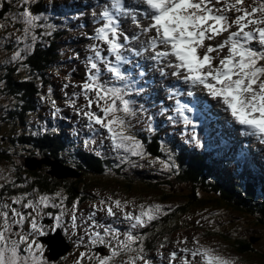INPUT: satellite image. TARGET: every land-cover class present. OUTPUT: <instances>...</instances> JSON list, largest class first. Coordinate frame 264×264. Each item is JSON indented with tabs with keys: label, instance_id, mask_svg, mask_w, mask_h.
<instances>
[{
	"label": "rangeland",
	"instance_id": "obj_1",
	"mask_svg": "<svg viewBox=\"0 0 264 264\" xmlns=\"http://www.w3.org/2000/svg\"><path fill=\"white\" fill-rule=\"evenodd\" d=\"M42 1L45 0H29L28 3H24L23 0H0V184L2 182L8 183L0 186V188L4 189L3 187L6 186L10 189H15L11 190V193L15 194L18 199H23L22 195L26 196V192L27 196L31 193L33 196L38 193V199L35 202V216H39V214H48L44 210L46 207H49V210H53L54 208L61 209V205L69 193L55 192L54 195L50 196L49 203L47 202L45 204L39 202V192L44 191L43 194H49L57 189L56 187L58 184L56 182L58 181H53L54 176L51 173L52 169L56 167L59 170H64L68 167H73L74 162H72V159L73 157H78V154L74 152L62 154L61 151H58L55 145L56 143L54 144L53 140H50L49 138H42L40 141L24 138L26 134L40 132L41 126L38 123V119L42 118L59 125L62 131L66 134V139L68 141L73 143L74 146L79 144L77 147L75 146L76 149L83 148L88 151L104 154L105 156L106 154H117L115 158H112V162L119 164L120 168L125 170L123 174L124 178L129 176L126 175V152L130 151L125 148L115 147L110 138H105L108 132L105 133L102 130L97 129L100 126L94 124L91 126L89 120L82 115L85 110L86 100L84 95L79 92L78 85H76L81 81L80 78H70L69 74H66L63 69H58V67L41 66L35 68L38 64L36 62L33 64V62L46 61V56H31L34 55V52H30L33 41L29 39L30 37L27 35V31L31 26L28 27L27 31L25 30L24 18L21 14L23 9L27 7L33 15L39 17L36 21L37 23L39 20L44 21L42 17V15L44 16V13L48 14H46V18L51 21L48 16L53 15V13L59 14L60 9L55 7V3L53 4L52 1H49L47 5H43L39 10L35 11L34 9L39 7V4ZM259 2L260 0H250L247 4L248 6H252ZM43 4L45 3L43 2ZM71 11V9H68L66 10V13H71ZM71 18L72 17L70 16L69 18L64 17L63 19L70 22L69 26L73 27ZM80 31H82V29L70 32V34L66 36V40L71 39L80 33ZM61 45L63 46L65 44ZM16 53H19V55L16 56ZM14 56L15 58H13ZM76 75H79V71H77ZM40 77H44L42 81H40ZM103 78L104 81H107L109 84L113 83L117 87L126 88L125 98L131 101L132 107V114L126 116L129 125V134L135 137L132 133V129L144 130V127L147 129L149 124L146 117H150L149 111L141 105H135V102L141 99L140 97L136 96L128 98V94L134 95L139 91L132 89L129 81L115 83L107 77H102L101 79ZM21 80H26L27 83L30 81H36L38 83L37 89L40 93V102H34L30 107L24 108L26 114L24 115L23 113V116V105L19 103L18 106L16 105L18 101L16 102L15 99L10 100L9 98H6V96H10L8 93L10 89H8V87H19ZM30 85L33 87L32 84ZM44 85L46 86V90H44ZM146 92H148L149 96L152 94L156 96V93L153 90L152 92ZM164 92H166V89ZM36 95L37 91L34 90V98H36ZM89 95H91V93H89ZM62 100H64V103H62ZM73 100L75 101L74 105L70 103ZM152 100H154V98H152ZM39 103L40 107L42 106V113H39ZM78 109L79 112L77 111ZM93 110L97 111L98 114H102L95 108V105H93ZM59 117L62 118L61 121L59 120ZM223 120L225 121V118L220 122L222 123ZM151 127H153V124ZM174 130L178 133L182 132V135L179 137L181 140L188 141L192 138V134H190L189 131L190 129H185V133H183L182 129L176 125ZM89 137L92 138L90 139ZM20 140L28 142L29 144L20 143ZM246 144L249 145V142ZM137 152L139 154V149H137ZM45 153L54 156V163H45ZM128 157H134L132 151L128 154ZM139 157L140 159L133 158L134 160L129 165V167H132L130 171L132 173L133 181H128V183L132 182L130 183L131 187H128L127 185L122 186L120 184V181H122L121 177H119L120 181L116 179L113 180L114 182L105 179L87 180L86 178L85 185L90 186L88 192H90L95 198H98V202L101 200L105 201V204H111L112 201L117 199L120 200L122 204L124 201H127L128 203L125 204L124 207L128 211L135 212L140 205L159 204L162 207L161 213L158 216L163 214L165 210L183 203L185 201L183 196L187 198V191L181 190V193L183 194L173 191L172 196H169V199L167 198L165 200L164 197L162 198V195L170 192L168 184L160 185L151 190V188L145 185V183H137V179L145 173L163 175L168 171V167L165 164V157H160V159L154 156H149L146 153H142ZM33 158L35 159V162L30 164V162L34 160ZM116 160H119V162ZM48 173L51 176H48ZM218 173L225 175L227 172L219 169ZM33 174L36 176L38 175L40 180L45 179L50 182V184H48L50 188L42 190L41 186L39 185L38 187L36 184L33 187V191L30 188L28 189L27 186L29 187L30 183L34 182L30 179ZM75 175L76 174L74 173L73 176ZM49 177H51L52 180H49ZM168 177L172 178L173 174L169 173ZM219 177L222 179L221 183H223L225 178L222 176ZM84 179L82 180L83 183ZM159 179H163V177L159 176ZM40 180H37L38 184H40ZM59 182H62V180ZM124 182L126 183V181ZM134 183L135 185H132ZM83 192V188L79 190L80 196L83 195ZM198 196L200 201L192 204V207L187 208V212H183L180 217L168 220V223L171 220L174 221L172 224L173 226L164 227L162 238H165L170 245L163 242L155 244L153 248L145 247V249L152 251L143 249V255L163 252L169 256L171 252L175 251L177 252V259L174 260L172 264H180L179 257L186 255L180 252V249L184 247L189 249L193 248L195 246L193 244V238L195 237L200 244L215 249L225 258L230 259L233 264H264V226L256 227L255 224H252V219L248 218L250 215L248 213L241 214L238 211L226 210L222 205H216L213 202L215 199L213 194L201 192ZM109 197H111V200H109ZM80 203L81 201L79 203L78 201L75 202L76 210L79 209ZM85 204L87 206L88 202ZM102 208L104 209L103 211L101 210ZM97 210L99 213L93 215L94 220L86 218L85 221H89L90 224L87 225L89 222H85L84 226L81 227L80 232L83 236L87 237L86 239L79 237L80 233L77 228L67 229L69 225V222H67L66 228L64 229L68 230L67 239L70 242L75 240L74 243L76 247L74 248L77 250L73 251L72 254L67 257L65 255L63 260L58 264H76L77 261H80V264H96L97 256H104V253L97 254L93 252L91 248V240L89 238H95L93 235L94 233H99L105 242L108 243V241H111L113 245L117 246L119 241L125 239V233L130 232L133 235H137L140 229L148 224H145L143 227L132 229L130 224L124 220L123 215L119 211H116L115 207L114 211H116V217L107 215L105 205L100 204ZM57 214L58 212L52 214L54 215V223H56ZM63 224V219L60 218V225ZM39 226H43L44 232L48 230L47 226L42 224ZM106 228L110 229L108 233L105 232ZM234 234L238 237H248L250 239L254 236L256 239L252 241L253 243L250 242L252 249L250 252H254V249L256 252L252 254H250V252L241 254L234 249L231 242L234 240L232 237ZM182 241L185 243H181ZM140 244H142V242ZM136 246V242L132 244L134 249ZM161 247H164V251H159V248ZM82 252L86 254L83 257L80 256V253ZM106 253L109 254V249L107 248ZM27 254L31 257L29 253ZM123 255H126V257H122V255L115 257L114 264H126L129 256L135 255V252H123ZM85 257H91L92 259L91 261L86 262L85 259H82ZM188 259L192 260L194 258L188 256ZM195 259L197 264H199V259ZM51 261L52 259L50 257L46 258L47 264L55 263ZM23 262H21V264H23ZM157 263L159 262L157 261ZM29 264H31V260H29ZM137 264H140V262L137 261Z\"/></svg>",
	"mask_w": 264,
	"mask_h": 264
},
{
	"label": "snow or ice",
	"instance_id": "obj_2",
	"mask_svg": "<svg viewBox=\"0 0 264 264\" xmlns=\"http://www.w3.org/2000/svg\"><path fill=\"white\" fill-rule=\"evenodd\" d=\"M23 2L28 3L29 0ZM138 2L144 6L143 14L149 20L147 26L142 27V31L155 33L148 37V44L154 52L151 58L153 60L168 58V66L173 69L171 73L173 76L184 83L202 85L209 95L222 101L240 125L247 126L250 134L260 135L264 142V0L252 6H246L244 0H231V2L215 0V4H223L222 8L215 7L213 0H138ZM111 8L114 11L106 7L101 13L105 22L95 30L94 38L107 45L108 53L114 56L115 60L113 62L102 56L99 47L92 45L95 58L89 59V65L94 71H89L87 79L81 84V91L86 100L82 115L90 124L94 123L105 129L115 147L125 148L136 155L137 149H142V145L129 134L126 116L132 114L131 101L125 98L124 88L101 79V70L96 63V60L102 61L104 69L116 81L126 79L125 72L121 69V64L125 62V57L122 55L125 45L120 39L122 34L116 16V13L123 9L122 0H111ZM232 12L235 13L234 18L229 16ZM21 15L24 18L26 31L29 26L34 27L39 19L27 7L23 9ZM134 22L137 27H141L138 20ZM233 26L235 31L231 30ZM224 33L227 35L219 43H208ZM128 39L127 35L123 36L124 42ZM254 43L259 47H254ZM225 48L227 54L221 58V52ZM213 53L215 55H212ZM15 55L18 56L19 53ZM218 58L219 63H214L213 61ZM191 94L189 92V95ZM70 103L74 105L75 101ZM177 104L175 111L179 117L185 124L191 123L184 114L185 109L188 111L191 109H188L186 104H180L179 101ZM93 105L102 115L93 110ZM77 111L79 112V109ZM47 201L48 197H39V202L46 204ZM127 203L124 201L122 204L118 199L111 204L100 201L101 205H105L108 216H115L116 211H119L132 229L143 227L161 213L162 206L159 204L140 205L134 212L126 210L124 205ZM30 205L34 206L31 200L24 207ZM0 215L6 219L8 213L3 212ZM12 215L19 217L16 223L24 219L14 208ZM59 226L60 217L57 216L56 224L49 231H55ZM31 227L35 235H45L43 226H39L34 217ZM109 230L106 228L105 232L108 233ZM93 235L95 238H89L93 244L105 243L99 233ZM29 239L30 237L20 235L18 240L9 241L4 230H0V264H21L18 244ZM139 239L141 238L130 232L125 233V239L119 241L116 247L109 246V255L97 256L96 264H114V258L122 251L135 252V255L129 256L126 264H137V261L140 264H152L143 256L142 247L139 249L132 247V244ZM193 244L195 246L191 249L187 247L180 249V252L186 254L179 257L180 264H197L195 258L199 259V264H233L215 249L200 244L195 237ZM34 249L42 253L44 245L35 239L26 244L24 251L30 254L31 264H47L41 256L32 254ZM85 255L83 252L80 253L81 257ZM188 256L194 259L190 260ZM169 259L170 262L176 260L177 252H171ZM23 264H29L28 257H25ZM76 264H80V261Z\"/></svg>",
	"mask_w": 264,
	"mask_h": 264
},
{
	"label": "trees",
	"instance_id": "obj_3",
	"mask_svg": "<svg viewBox=\"0 0 264 264\" xmlns=\"http://www.w3.org/2000/svg\"><path fill=\"white\" fill-rule=\"evenodd\" d=\"M46 46L47 47L45 51H41L37 47H34L33 50L39 51L42 54V56L44 54L46 56L47 54H49V49L53 47V45L46 44ZM51 58H53L52 55H51ZM35 62L38 64L36 66L37 68L41 66L47 67L45 66V61H34L33 64ZM20 82L21 83L19 87L12 88L10 86L8 87V89H10L9 92L13 93L17 101L18 100L21 101L20 104L23 105L22 113H24L25 112L24 108L30 107V105H33L34 102H38L37 99L34 98V90H33L34 88L30 85L32 84L37 89L38 83L36 81H30L29 83H27L26 80L25 81L21 80ZM134 133L142 139V142L145 144L147 149H150L151 152H157L160 154V150L162 147V146H159L160 142H155L153 138H150L144 135L141 136L140 131H135ZM152 136H155V135H152ZM43 138L44 139L49 138L50 140L53 139V138L51 139L48 136H45ZM53 143L55 144L54 141ZM78 153H83L81 154V156L78 155L81 161L80 168H83L84 170H87L88 172H91V173H98L102 171V166L100 165L97 159L93 158L91 154H89L87 151L85 152L81 150ZM50 157L54 158V156L52 155ZM202 159L203 157L199 156V153L197 150L191 151V150H185V149H182V152L179 153V155L177 156V159L173 158L172 167L174 168L173 173L175 176L174 177L175 180L173 182L170 181L168 183L170 187V192L164 193L162 195V198L164 197L165 200L167 198L169 199V196H172L173 191H176L177 193H181L182 192L181 190L187 191V198L183 196L185 198V201L183 203L178 204L168 209L167 211L168 214H166L163 217L161 221V225H163V227L173 226L172 224L174 221L171 220L168 223V220H170L171 218L180 217V215L183 214V212L185 213V211L186 212L188 211L187 208L192 207V204L199 202L200 198L198 194L200 195L201 192L213 194L215 196V199L213 202L216 205L219 204V205H222V207L224 208H228V206L226 205L228 204L230 205V200H232V197L237 196V193H240V191H243L245 194H249V195L256 194L257 196H246L244 198L245 203L244 201L235 200L237 202L235 203V205L239 204L237 207H235V209L242 211L244 208L248 207L251 210L250 212H252L250 213V215L253 217L252 224H255L256 227L264 226V197H260V194L258 190H256V187H252L251 185H248L245 191L240 187L239 184L228 182V181L221 183L220 182L221 179L218 176H216L213 172L211 173L209 169H204L205 164L202 162ZM48 176H51V175L48 174ZM53 176H54V180H53L54 182L55 181L59 182L63 180L62 178H58L55 175ZM31 177L32 178L30 179L34 182H31L29 187L27 186L28 189L30 188L33 191V187L36 184L38 187L40 185L42 190L46 188H50L48 186L50 182L46 181L45 179L40 180V177L38 175L36 176L35 174H33ZM48 179L52 180L51 177H49ZM37 180H40V184H38ZM141 181L144 182L147 186H149L152 189L157 188V186L161 184L160 182H155V181L145 179V178H141ZM130 183L132 182L128 183L127 181L125 184V182L122 181L121 185L122 186L127 185L128 187H131ZM70 185H67V188L69 190L68 199L78 195L79 186H82L81 188L86 189V190L90 188V186H83L81 177L73 180ZM106 186H111V185H106ZM36 194L38 195V193ZM25 197H27L33 202L37 199V196L36 195L33 196L32 193L29 196H27V192H26ZM82 197L83 196H80V198ZM87 199L88 200L92 199V195L89 196V194H87ZM255 202H258V203H255ZM232 237L234 238V240L231 241L232 246L239 253L244 254L252 250L248 237L247 238L238 237L236 234L232 235ZM255 252L256 251L254 249V252H250V254L255 253Z\"/></svg>",
	"mask_w": 264,
	"mask_h": 264
},
{
	"label": "bare ground",
	"instance_id": "obj_4",
	"mask_svg": "<svg viewBox=\"0 0 264 264\" xmlns=\"http://www.w3.org/2000/svg\"><path fill=\"white\" fill-rule=\"evenodd\" d=\"M83 2H85V4H86L85 6L83 5ZM73 4L74 5H77L78 7L79 6L80 7H84L85 9H87V10L90 11V14L91 15H93L95 13V15L97 17H98V14L101 12V9L107 7V4L105 3L104 0H79V2L72 3V5ZM62 9L65 10L66 8L65 7H62ZM56 18L58 20L59 19V16H57ZM120 24H123L121 26H123L125 29H128V28L132 27L134 23H130V22H127L126 23V22H123V23H120ZM58 46H60V45H58ZM140 48H141V51L143 53H145L148 50L147 46L145 44H143L142 41L140 43ZM69 67H70V65H69ZM77 71H79V70L77 69ZM102 80H104V79H102ZM110 83H111V81H110ZM111 84H113V83H111ZM190 88H191L190 90L192 91V93L194 94V96L199 99V101H197V102H201L205 107H209L211 109L210 117L213 118V119H217V125H218L217 126V129H219L218 127L222 125L221 122H220L222 120V117L223 118H226V116H224L226 114L225 113L220 114V111L221 110L219 111V109H218V107L216 105V103H217V104L223 106L222 101H220L218 98H213L211 95H209L208 92L203 89V86L202 85H191ZM44 90H46V86L44 87ZM141 93H146V92H141ZM171 94H173V93H170V95ZM164 95L157 94L156 96H161V98H162ZM132 96L133 97L134 96L136 97L135 94L134 95L133 94H130V95H128V98H131ZM143 101H145L146 107H148L150 104L151 105L153 104V111L156 112V110H157V102H156V100L147 99V100H143ZM212 102H215V104L212 103ZM135 103H136L135 105H138L139 106V104L137 102H135ZM217 110L219 112H217ZM206 115H207V113H206ZM146 118H147L146 120H147V122H148V124L150 126V127L149 126L147 127V130H149V132H150L151 135H155L156 134V130L153 127H151L153 123L150 120V117L147 116ZM206 122H210V121H206ZM236 126H241V125L238 122H236ZM226 127L229 128L228 125H226ZM140 131H142V130H140ZM238 133L239 132H237V131H235V134H234V132H232V135L233 136L231 135L232 136L231 138H234V135H236ZM261 145L264 146V143H262ZM262 146H261V148H262ZM261 152H264V149H261ZM45 154H46V157H44L45 163H54L55 158H51L50 157L52 154H49V153H45ZM76 161L77 162H80L79 160H76ZM37 163H40V162H37ZM24 167L28 169V167H26V166H24ZM51 173L53 175H55L56 177H58V178L64 179V177H66L65 174L62 172V170H59L56 167L52 169ZM89 224L90 223H87V225H89ZM65 240L67 242L66 248L64 250H62V251H59V254L57 256H63L64 257L66 255V257H67L68 255H70V249L72 247H74V246H73V244L67 238H65ZM54 242H55V239H54ZM59 247H61V244H59ZM98 253L99 254H103L104 251H101L100 250V251H98ZM51 262H55L54 264H58L60 261L58 262V261H56V259H53Z\"/></svg>",
	"mask_w": 264,
	"mask_h": 264
},
{
	"label": "clouds",
	"instance_id": "obj_5",
	"mask_svg": "<svg viewBox=\"0 0 264 264\" xmlns=\"http://www.w3.org/2000/svg\"><path fill=\"white\" fill-rule=\"evenodd\" d=\"M78 155H80L81 156V154H78ZM34 159V158H33ZM35 160V159H34ZM29 169V168H28ZM31 170H33V169H31ZM64 173V172H63ZM31 175V174H30ZM85 177L84 176H82V180L84 179ZM75 179H77V177H75V176H73V175H66V177H64V180H62V182H57V184H58V186L56 187L57 189H55L52 193H49L48 194V196L50 195V196H52V195H54L55 194V192L56 193H69V190H68V188H67V185H70L71 184V182L73 181V180H75ZM86 180V178L84 179V181ZM88 180V179H87ZM8 181V180H7ZM85 183H86V181L83 183V186H86L85 185ZM3 184H6V183H1L0 184V186H2ZM126 184V183H125ZM71 186V185H70ZM82 186H79L78 187V189L79 190H81L82 188H81ZM1 189V188H0ZM11 190H15V189H10V188H8L7 190H6V194H7V196H9V198H8V200H12V201H17L18 203H21V201H23L24 200V202L27 204L28 203V201L30 200V199H28V198H26L25 196H23L22 194V198L23 199H18V198H16L17 196L15 195V194H12L11 193ZM86 192V193H85ZM21 193V192H20ZM35 193V192H34ZM39 194L40 195H42V192H39ZM87 194H89V196L91 195V193L90 192H88V190H86V189H84V192H83V195H81V196H83L82 198H80V194H79V192H78V195L77 196H75V197H79V198H77L78 199V202L79 201H81V203L79 204V209H83V208H85V207H93V205H96V208H98V206L100 205V202H98L99 201V199L98 198H95L94 196H92V199H90V200H88L87 199ZM36 196H37V198H38V195L37 194H35ZM15 198V199H14ZM71 198H73V197H71ZM86 202H91L90 204H88L87 206H86ZM69 204H71V206L73 207L74 205H75V202L74 201H72V200H69L68 199V195L66 196V198L64 199V201H63V203H62V205L63 206H65L66 208H69ZM29 208H31V210L33 211H35L36 209H35V202H34V206L33 205H31V206H29ZM46 208H49V207H46ZM74 209H75V207H73ZM170 209V208H169ZM31 211V212H32ZM168 209L167 210H165L163 213V216H165L166 214H168ZM41 216H38L36 219H39ZM172 219V218H171ZM157 226H158V224H157ZM163 229H164V227H163V225H160L159 224V226L158 227H155V228H153V227H151L150 225H146L145 227H144V229H143V231H142V229H140V231L138 232V237H140L141 239H139V240H137L136 241V243H137V246L136 247H138V248H141V247H146V248H153V246L155 245V244H159V243H163V242H165V243H167L168 245H169V242L165 239V238H162V232H163ZM143 239H145L146 241H141V240H143ZM142 242V244H140ZM25 243H27V242H25ZM145 249V248H144ZM153 250H155V249H153ZM149 251H152V250H149ZM159 251H164V247H161V248H159ZM95 253H97V254H99L98 252H95ZM109 254H110V252H109ZM108 253H106V252H104V255H109Z\"/></svg>",
	"mask_w": 264,
	"mask_h": 264
},
{
	"label": "flooded vegetation",
	"instance_id": "obj_6",
	"mask_svg": "<svg viewBox=\"0 0 264 264\" xmlns=\"http://www.w3.org/2000/svg\"><path fill=\"white\" fill-rule=\"evenodd\" d=\"M6 184H8V183H6ZM6 184H3V185H6ZM9 185H12V184H9ZM3 188L4 189H2V188L0 189V213L7 212L8 216L5 219V217L0 215L1 216V222H0L1 230H3V226H5L6 230H12L13 229V234H11L10 237H12L13 239L16 238L18 240L20 235H24V236L30 237V239L27 240V243H30L32 241V238H31L32 234L27 232L26 226L29 222H32L33 217L34 218L36 217L35 216L36 211L30 212V211H32L31 208H29V207L25 208L24 205L26 203L24 202V200L21 201V204L18 203L17 201L8 200L9 196H7L6 190L9 187L4 186ZM5 205H7V207H5ZM13 208L21 216L24 217V219L20 223H16V221L19 219V217L12 215V209ZM19 227L20 228L23 227L24 229L19 231L18 230ZM5 236L7 237V235H5ZM7 238L9 241H12L11 239H9V237H7ZM18 246H22L23 247L22 252L26 253L24 251L26 245L24 247V244L22 245L19 243Z\"/></svg>",
	"mask_w": 264,
	"mask_h": 264
},
{
	"label": "water",
	"instance_id": "obj_7",
	"mask_svg": "<svg viewBox=\"0 0 264 264\" xmlns=\"http://www.w3.org/2000/svg\"><path fill=\"white\" fill-rule=\"evenodd\" d=\"M33 162H35V160H33L32 162H30V164L33 163ZM30 166H31V165H30ZM62 171H65V172H64L65 176H66V175H70V174L73 173V172L69 171L68 169H64V170H62ZM54 239H55V242H54ZM42 241L46 244V248L49 250V254H48V256H49L50 258H53V256L56 255L55 252H58V250L55 249V248H56V247H55L56 243L61 244V245H62V249H65V247H66V245H67V244L64 242V240H63V238H62V236H61V234H60L59 231H56L54 234H52V235H50V236H47V237L42 238ZM62 249H61V250H62Z\"/></svg>",
	"mask_w": 264,
	"mask_h": 264
}]
</instances>
